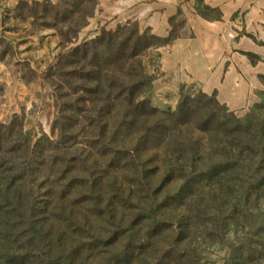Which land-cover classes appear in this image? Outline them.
<instances>
[{
  "label": "trees",
  "instance_id": "obj_1",
  "mask_svg": "<svg viewBox=\"0 0 264 264\" xmlns=\"http://www.w3.org/2000/svg\"><path fill=\"white\" fill-rule=\"evenodd\" d=\"M97 4L62 14L68 44ZM177 39L123 27L68 48L49 81L56 137L0 126V264H200L207 243L264 264V102L239 117L182 87L173 111L152 107L141 59Z\"/></svg>",
  "mask_w": 264,
  "mask_h": 264
},
{
  "label": "rangeland",
  "instance_id": "obj_2",
  "mask_svg": "<svg viewBox=\"0 0 264 264\" xmlns=\"http://www.w3.org/2000/svg\"><path fill=\"white\" fill-rule=\"evenodd\" d=\"M130 1L98 0L86 27L70 34L69 37L75 38L68 44L62 36L67 31V25L61 18L65 11L74 9L71 7L74 0H0V126L15 122L32 138L33 143L45 137H56L52 124L58 110L49 81L58 55L64 54L68 48L91 41L103 31L116 32L123 27L134 28L146 37L164 38L170 35L189 39L194 37L189 24L192 16L206 21L219 16L218 11L208 9L204 0H187L186 12L178 8L164 32L159 27H146L143 20H146L147 14L140 12V0L128 4ZM45 2L54 8L44 9L47 6ZM237 17L233 16L234 19ZM78 18L74 15L72 19L77 21ZM199 32L195 31L198 37L194 45L178 49L180 64L170 61L171 44L150 49L144 54L141 59L143 67L153 79L148 97L150 105L161 111H173L180 89L187 87L208 96L215 94L220 104L243 117L255 105L264 102V82L259 76L252 78L249 70L251 63L245 53L239 52L243 57L232 59L229 49L220 58L229 41L221 38L218 41L215 30L210 38L203 37V31ZM227 32L232 40L251 37L244 35L241 28ZM220 36L223 37L224 33ZM240 44L249 52L255 48L251 41H241ZM164 58H167L165 65ZM63 102V99L60 100V103ZM226 239L230 242L233 237L230 234ZM200 253V264H232L233 255L224 244H203Z\"/></svg>",
  "mask_w": 264,
  "mask_h": 264
},
{
  "label": "crops",
  "instance_id": "obj_3",
  "mask_svg": "<svg viewBox=\"0 0 264 264\" xmlns=\"http://www.w3.org/2000/svg\"><path fill=\"white\" fill-rule=\"evenodd\" d=\"M187 0H140L142 14H147L146 20H143V24L151 29L161 28L164 32L168 29V22L176 13L177 9L181 8L185 11ZM206 6L212 9H218L221 13L222 19L220 21H206L198 16H192L189 20L190 27L194 32V37L189 39H178L171 44L172 57L170 61L172 63L180 64L179 56L177 54L180 47H189L194 45L197 40V34L195 31H203L201 35L203 37H209L215 30L217 40L220 38L223 41H229L220 58H222L229 49L232 59L237 56L240 58L242 53H253L260 57L262 62L256 65H250V73L252 78L256 76L264 75V47L259 46L256 42L264 43V0H204ZM129 2V1H128ZM127 2V3H128ZM133 3L134 0H131ZM134 4V3H133ZM234 15H238L237 18H233ZM160 25V26H159ZM233 26V27H232ZM233 28H241L244 31V35L251 36L250 38L242 36L235 40L230 39L227 36V31H233ZM213 31V32H212ZM199 32V33H200ZM198 33V34H199ZM220 33H224L221 37ZM226 33V34H225ZM163 35V33H160ZM241 41H251L254 44L253 52L244 50L241 47ZM256 41V42H253ZM169 54V55H171ZM243 57V56H242ZM167 58L163 59V63ZM248 65V63H245ZM229 71V70H228ZM231 71V70H230ZM251 85V84H250ZM252 86H255L252 84ZM219 94V92H218ZM220 96V94H219ZM222 100V99H221ZM224 102V100H222ZM226 103V102H224ZM227 104V103H226Z\"/></svg>",
  "mask_w": 264,
  "mask_h": 264
}]
</instances>
